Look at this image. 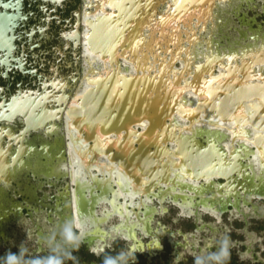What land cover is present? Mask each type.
<instances>
[{"label":"water","instance_id":"water-1","mask_svg":"<svg viewBox=\"0 0 264 264\" xmlns=\"http://www.w3.org/2000/svg\"><path fill=\"white\" fill-rule=\"evenodd\" d=\"M128 1L94 28L104 73L82 80L66 118L58 166L72 184L71 226L155 197L221 212L233 199L264 197V35L236 36V19L229 26L214 12L234 0H149L148 22L141 3L130 21ZM248 5L250 16L263 7ZM222 29L235 40H214ZM101 59L87 48L91 72ZM18 168L0 164L1 179ZM96 186L106 196L87 193ZM133 227L118 230L135 240L142 228Z\"/></svg>","mask_w":264,"mask_h":264},{"label":"flooded vegetation","instance_id":"flooded-vegetation-1","mask_svg":"<svg viewBox=\"0 0 264 264\" xmlns=\"http://www.w3.org/2000/svg\"><path fill=\"white\" fill-rule=\"evenodd\" d=\"M121 1L0 0V164L10 166L15 160L19 167L15 177L2 176L7 179L4 180L0 175V264H3L8 252L14 253L21 245L25 248L23 264H34L36 254L61 259L63 264L69 263V258L65 257L69 246L64 241L63 230L71 227L78 236L79 228L71 226L69 205L72 184L66 169L59 168L58 156L62 152L68 153L65 123L67 117L70 120L73 101L82 97L79 92L82 80L85 78L90 83V78L104 73L101 52L91 48L94 28L107 15L118 13L116 5ZM249 1H226L225 5L213 7L214 12H219V18H223V23L227 21L229 25L232 19H236V36L245 34V30L249 34L257 32L264 35V0H261L262 10L252 16L249 14ZM138 3H141V12L148 22L149 0L128 1L134 6L131 12L134 19L131 16L130 21L137 20L134 9ZM231 36L222 29L213 38L219 40L220 44L235 40ZM87 48L101 59L95 67L97 71L91 72V67L85 62ZM31 121L41 124L37 129L27 130ZM25 154H30V157ZM22 155L25 161L20 163ZM97 187L93 191L87 190V193L92 198L106 196ZM107 197L112 199L113 193ZM153 200L160 203L156 197ZM122 201L120 197L118 204L121 205ZM167 202L183 211V207L170 197L165 198L161 205L162 211L167 210ZM232 202L233 205L222 212V217L229 213L231 216L241 214L245 218H264V197L246 196L239 200L233 199ZM132 208L126 212L131 220L129 224L120 220L119 224L108 226V218L100 216L94 228L98 232L97 236L82 240L85 246L83 244L78 248L96 254L104 251L108 244L97 242L99 247L94 249L97 243L93 244L91 240L103 241L106 235L113 238L124 235L118 230L120 225L130 227L132 231L136 216L131 218L130 215L138 212L137 207L133 211ZM191 208L195 211L183 216L199 220L206 213L217 219L212 211H205L202 206L191 205ZM145 224H148L146 220ZM208 227L213 229L211 223L201 224L200 229ZM112 231L116 234H112ZM90 232L91 229L86 227L83 237ZM149 234L153 232L149 230ZM137 245L129 246L140 253H149V250L157 247V243L153 246L149 243L142 250ZM190 246L201 252V245L197 247L191 243ZM252 254L254 261L264 263L258 253Z\"/></svg>","mask_w":264,"mask_h":264},{"label":"rangeland","instance_id":"rangeland-1","mask_svg":"<svg viewBox=\"0 0 264 264\" xmlns=\"http://www.w3.org/2000/svg\"><path fill=\"white\" fill-rule=\"evenodd\" d=\"M158 200L160 201L159 198ZM260 202L262 203V201ZM160 203L153 200L148 206H143L142 209L138 208L140 217L146 218L147 222L149 221V230L153 234H145L138 230L136 238L145 244L144 247L149 243L152 246L157 243V247H153L149 253L131 250L129 245L136 242L128 239L126 234L125 236L119 234L115 238L106 235L103 241L94 240L100 244L102 242L108 244L104 251L95 254L79 248H77L79 250H71L74 259L69 258L68 264H103L106 257L116 259L117 263L123 264L122 258L119 259V257H122L124 252L129 255L134 254L131 260H135V262L130 260L129 264H264L254 261L252 254L258 253L260 258L264 259V218L250 216L245 218L241 214L231 216L229 213H225L221 219H215L213 216L204 213L201 219L196 220L194 217L183 216L187 214L171 202L165 203L167 210L162 211L161 205L163 203ZM179 205L182 208V205ZM120 214L111 215L107 225L119 224L122 219ZM130 216L132 218L136 215L132 213ZM134 220L136 221L135 226L142 229L144 228L142 225H146L145 222H140L137 216ZM134 220L132 219V221ZM210 223L213 225V229L210 227L200 229L201 224ZM93 226L94 223L86 227L92 229ZM143 232L145 231L143 230ZM111 233L116 234L114 231ZM126 238L127 240H125ZM188 241L190 243H187ZM26 242L28 246L31 245L28 240ZM191 243L197 247L201 245V252L197 248H192ZM83 244L85 246V243L80 240L78 247L83 246ZM98 247L99 244L97 243L94 249ZM224 249H227L229 253L227 257L221 256ZM19 251L20 249L13 252L19 253ZM47 259L49 258L36 254L34 262L46 261Z\"/></svg>","mask_w":264,"mask_h":264},{"label":"clouds","instance_id":"clouds-1","mask_svg":"<svg viewBox=\"0 0 264 264\" xmlns=\"http://www.w3.org/2000/svg\"><path fill=\"white\" fill-rule=\"evenodd\" d=\"M63 238L65 243L69 246V250L65 253V257L74 259V257L71 255V250L78 248L80 237L74 234L71 227H65L63 230ZM24 252L25 248L23 245H21L19 253L8 252L3 260V264H23L22 258ZM228 255L229 253L227 249H224V251L221 253V256L223 257H227ZM133 256L134 254L129 255L128 253L124 252L121 257L123 264H129V261L133 259ZM34 264H63V261L58 258H49L46 261H36ZM103 264H117V260L106 257L103 261Z\"/></svg>","mask_w":264,"mask_h":264},{"label":"bare ground","instance_id":"bare-ground-1","mask_svg":"<svg viewBox=\"0 0 264 264\" xmlns=\"http://www.w3.org/2000/svg\"><path fill=\"white\" fill-rule=\"evenodd\" d=\"M160 199V201H161V203H163V198H159ZM153 201V199H151V200H148V201H146V202H144V203H141V204H139V205H136V206H134L133 208H135L136 209V207L137 208H141V207H143V206H148L149 205V203L150 202H152ZM182 207H183V212L185 213V214H192L195 210H193L192 208H191V206H186V205H182ZM144 208V207H143ZM142 209V208H141ZM241 208H239V210H240ZM127 210L128 209H126V210H124L122 213L121 212H118V214H120L121 215V217H122V222H124V224H129V223H131V220H130V218L127 216L128 214H126V212H127ZM204 210H208V211H212V213H214L216 216H217V218L218 219H221V217H222V212L220 211V210H218V209H204ZM137 211V210H136ZM140 212H142V211H140ZM132 215V214H131ZM133 215H136L137 217H140L139 216V213L138 212H133ZM135 217V216H134ZM135 219V218H134ZM145 218H139V221L141 222V221H144L145 222ZM133 222V221H132ZM139 223V222H138ZM79 228V234H78V236L80 237V238H82L83 237V233H84V231H85V229H86V226H84V227H78Z\"/></svg>","mask_w":264,"mask_h":264},{"label":"crops","instance_id":"crops-1","mask_svg":"<svg viewBox=\"0 0 264 264\" xmlns=\"http://www.w3.org/2000/svg\"><path fill=\"white\" fill-rule=\"evenodd\" d=\"M97 223L98 222H95L94 223V226L92 227V229H91V232L88 234V235H86L85 237H83V238H80V240H86V238L88 237V238H92V235H94V236H97V234H98V232L94 229L95 227H96V225H97ZM138 227V226H137ZM142 227H144L141 231H142V233H145V234H149V224H147V225H145V226H143L142 225ZM140 228V227H139ZM89 229V228H88ZM143 230L145 231V232H143ZM138 231V230H137ZM137 231H136V233H137ZM136 238V237H135ZM91 241H93L94 242V240H91ZM133 241H135L138 245L137 246H139L142 250H143V248H144V243L143 242H140L141 240H139L138 241V239L136 238L135 240H133ZM92 242V243H93Z\"/></svg>","mask_w":264,"mask_h":264}]
</instances>
